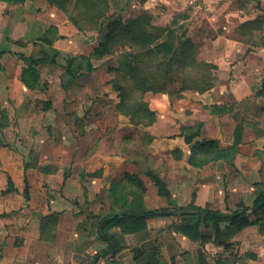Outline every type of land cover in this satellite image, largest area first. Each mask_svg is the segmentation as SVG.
Masks as SVG:
<instances>
[{
  "label": "crops",
  "instance_id": "1",
  "mask_svg": "<svg viewBox=\"0 0 264 264\" xmlns=\"http://www.w3.org/2000/svg\"><path fill=\"white\" fill-rule=\"evenodd\" d=\"M125 1L141 11L161 4L172 18L181 17L180 24L188 27L192 22L188 37L199 47V60L218 67L217 82L203 93L185 92L173 106L167 95L147 93L145 101L157 119L142 133V128L109 107L117 102L108 103L103 94L95 95L93 86L106 83L107 71L102 77L94 65L91 74L68 90L62 88L61 109L55 101V161L34 162L0 146V264H92L108 247L99 238L96 217L118 210L110 189L127 175L139 176L145 184L149 210L175 211L194 203L230 213L240 204L252 206L264 189V0ZM20 7L0 1V9H6V25L12 11ZM60 14L50 26L57 27L62 36L79 34L67 16ZM21 72L15 85L31 91L22 83ZM80 81L82 96L75 88ZM67 92L74 95L72 99H66ZM238 126L243 132L233 161H212L202 168L188 162L191 144L186 135L192 129H199L193 144L216 141L229 148L235 145ZM143 133L151 140L140 156L136 145ZM176 150L183 156L176 158L172 154ZM148 169L165 180L170 201L159 195L145 174ZM9 176L17 192H7ZM26 180L29 201L23 195ZM181 219L178 214L149 218L147 229L139 233L113 228L119 252L98 264H186L187 254L193 264H218L221 258L231 264H264L263 221L234 233L226 245L230 249L221 253L222 247L213 242L194 241L172 227ZM251 219L256 220V215L251 214ZM200 232L215 239L210 227L201 226ZM161 235H168V240L162 242ZM210 244L218 254L212 261L205 255ZM192 249H196L195 256Z\"/></svg>",
  "mask_w": 264,
  "mask_h": 264
},
{
  "label": "trees",
  "instance_id": "2",
  "mask_svg": "<svg viewBox=\"0 0 264 264\" xmlns=\"http://www.w3.org/2000/svg\"><path fill=\"white\" fill-rule=\"evenodd\" d=\"M0 1L13 5H24L34 0ZM45 1L50 6L66 14L69 21L82 34L97 30V35L100 36L105 24L110 22L109 27L111 30L105 34L104 40L98 43L92 53L102 57L105 55L113 56L124 51L123 61L120 63L119 68L113 69L112 72L117 79V84L120 85L117 90L121 92L122 101L133 93H137L140 96L141 104L145 106V110L143 109L142 111V108H137L135 111V116L141 118L136 122L138 125L148 117L151 120L147 124H142L145 127L154 124L157 119L156 114L145 101L147 93L165 94L169 97L173 106L177 101L184 98L185 92L196 91L203 93L213 88L217 82L213 72L217 67L213 66L212 63L199 60L198 46L188 37L186 26L180 24L176 19L173 20L171 26L161 30L151 26L149 23L150 13L146 11H142L126 21L120 19L112 21L113 17L109 14L115 6L116 0ZM179 18L181 17L179 16ZM255 23H260V21L258 20ZM64 38V36L59 34L57 27L50 26L37 38L42 46L41 51L45 56L44 59H35L25 53H17L24 63L21 81L27 89L40 92L47 90L48 86L44 88L41 66L58 65L56 57L60 52L54 47V44L58 39ZM191 46L196 48L194 55L190 54L189 47ZM47 48H51L54 55L49 54ZM182 48H184V54H179ZM9 53H12L9 49H0V58ZM188 57L192 61H188L186 59ZM141 58L151 62L152 67L161 69L159 74L150 76L152 67L148 71L135 70L134 65L138 64ZM73 63L74 60L69 59L64 67L67 78L62 80V86L65 90H68L80 78L88 76L95 70L94 65L89 63L85 73H78V66ZM139 71L140 73H138ZM186 76L191 77L190 85H187L188 83L185 81ZM110 81H113V79ZM177 84L178 86H175ZM171 85H174L175 89ZM190 132V134L186 135L187 143L191 144V154L188 157V162L192 166L202 168L212 161H233L239 152L238 145L241 142L243 128L242 126L237 127L235 145L229 148H222L216 141L193 144V139L199 133V129H192ZM172 154L177 156L176 158L183 156L179 150L172 152ZM28 168L29 165L25 164V169L27 170ZM147 175L153 181L154 186L158 188L159 195L170 201L171 195L165 180L153 171H148ZM65 176L67 177L68 173ZM28 189L29 185L26 180V188L23 195L27 201L30 199ZM7 192H17L10 176L8 177ZM110 196L118 210L96 217L99 238L106 242L108 247L94 257L92 264H98L101 259L107 258L112 253L119 252V244L111 233L113 228L121 227L124 231L139 233L147 229V220L153 217H166L178 214L182 218L181 223L172 226L178 232L194 241L202 240L203 244L213 242L216 246L225 249V251L230 249L226 248V245L234 233L249 225L257 224L260 220L264 222V189L258 192L252 206L240 204L237 210L230 213L212 210L209 207H198L194 203L178 207L175 211L166 209L149 210L145 203V184L136 175H127L121 182L113 183L110 189ZM251 214L256 215V220L251 219ZM201 226L212 228L215 239L213 240L212 237L208 236L204 237L200 232ZM153 254L151 253V255ZM231 263V260L223 262L221 258L218 264ZM146 264H150V262H146ZM203 264L208 263L203 262Z\"/></svg>",
  "mask_w": 264,
  "mask_h": 264
},
{
  "label": "rangeland",
  "instance_id": "3",
  "mask_svg": "<svg viewBox=\"0 0 264 264\" xmlns=\"http://www.w3.org/2000/svg\"><path fill=\"white\" fill-rule=\"evenodd\" d=\"M143 1L144 0H132L133 3H142ZM115 2V6L111 9L109 14L113 17L112 21L119 19L126 21L142 12L132 4H125V0H116ZM232 5L235 7V4ZM150 7L151 8L143 11L150 13L149 23L152 27H155V29L163 30L168 28V26H171L174 18L176 21H179V23L181 22L179 16H174L172 18L171 15L167 14V8L161 4L154 3ZM123 9H126V11L124 12ZM5 11L6 9H0V49H9L12 53L0 58V146L13 150L21 157L23 156V158L25 157L28 160H34V162L38 159L44 160L45 163L55 161V101L57 107L61 109L63 97L61 98L62 93L60 91L63 88L62 80L67 78L64 67L69 59L74 60L73 64L78 66V73H85L89 63L101 69L99 75L102 77L104 72L107 71L108 76L105 79L106 83L101 84L100 87L94 84L93 88L95 95L103 94L108 103L112 101L117 102L116 105L110 104L109 107L112 110L113 107H115L114 110L126 116L134 127L142 128L141 133L145 130L146 127L142 124H147L148 121L151 120L150 117L144 119L140 125L136 124L141 118L135 116V111L137 108H142V111L143 109L145 110V106L140 102V96L137 93H133L122 101L121 92L117 90L120 85L117 84V79L112 72L113 69L119 68L120 63L123 61L124 51L113 56L105 55L102 57L92 53L98 43L104 40L105 34L111 30L109 27L110 22L105 24L104 30L100 36L97 35V30H94L86 34L79 32V34L74 37L68 35L64 36V39H58L54 44V47L60 52L57 57L55 56L58 65L41 66L42 80L44 82V88L48 86L47 90H45V92L36 90L26 91L15 85L16 79L19 78V71L24 66L23 61L18 57L17 53H25L35 59H44L45 56L41 51L42 46L37 38L52 25V22L58 21L59 17L63 16L60 13H64L50 6L45 0H34L25 3L24 6L22 5V7L17 10H13V15L9 18L10 24L6 25V20L3 18V16H6ZM186 24L187 23L184 25ZM190 25H192V22L188 27L186 26L188 30H190ZM47 50L49 54L54 55L51 48H47ZM195 50L196 48L192 46L189 47L191 55H194ZM183 51L184 48L179 51V54H184ZM186 59L192 61L190 57ZM150 63L151 62L146 61L145 58H141L140 62L134 65V69L148 71L149 68L152 67V63ZM212 65L216 66L214 63H212ZM160 70L161 69L152 67V71L149 75L156 76L159 74ZM213 72L216 79H218V67ZM138 73H140V71ZM185 78V81L188 83L187 85H190L191 77L186 76ZM111 79H113V81H110ZM82 83L83 81H80V84L75 87L77 92L79 91V93H77L79 95L83 93ZM135 86L137 85L135 84ZM175 86H178V84ZM175 86L171 85L173 89H175ZM105 88H107L109 92L106 93ZM66 94V99L68 100L72 99L74 96L68 95V92ZM86 95L89 98L92 97L90 96L92 93H87ZM110 96L114 97L113 100L109 98ZM119 104L120 107L118 108ZM82 111L84 110L82 109ZM82 124L78 125L81 127ZM143 134H140V138L137 140L136 145L139 151H141L140 156L145 155V148H148L151 140L150 135L147 133ZM81 138H83V136H81ZM125 144H129V142L127 143L126 141ZM166 157L163 156L162 158L165 160ZM159 158V156L156 157L157 160ZM148 171L152 170H146L145 174H147ZM160 238H162V242H165L169 237L168 235L167 237L161 235ZM161 251L163 252L162 249ZM191 251L195 256L196 249H192ZM218 251L222 253L224 249L221 248L218 249ZM205 255L209 257L210 261L213 259L216 260L215 257L218 256L211 244L209 249H205Z\"/></svg>",
  "mask_w": 264,
  "mask_h": 264
},
{
  "label": "water",
  "instance_id": "4",
  "mask_svg": "<svg viewBox=\"0 0 264 264\" xmlns=\"http://www.w3.org/2000/svg\"><path fill=\"white\" fill-rule=\"evenodd\" d=\"M185 261H186V264H193L192 257L189 254L185 256Z\"/></svg>",
  "mask_w": 264,
  "mask_h": 264
}]
</instances>
